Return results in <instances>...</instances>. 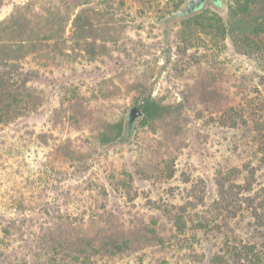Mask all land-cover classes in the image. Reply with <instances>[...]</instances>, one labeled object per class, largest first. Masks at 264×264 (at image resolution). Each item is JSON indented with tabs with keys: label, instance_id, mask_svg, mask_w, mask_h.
Masks as SVG:
<instances>
[{
	"label": "trees",
	"instance_id": "obj_1",
	"mask_svg": "<svg viewBox=\"0 0 264 264\" xmlns=\"http://www.w3.org/2000/svg\"><path fill=\"white\" fill-rule=\"evenodd\" d=\"M185 1L170 0L163 7L156 4V8L149 9L151 7L146 5V9L152 18L157 16L161 20L164 28L168 22L178 19V37L185 48H190L194 40H201L202 35L209 38L213 49H219L229 39L235 52L255 60L262 69L261 75L256 74L257 83H253L254 75L250 73L236 69L220 71L217 67L219 61L213 57L199 64L204 66H197L192 73L179 75L186 92L182 99L176 100L177 93L167 92L172 101H166L165 97L153 95L151 91L137 99L141 101L142 112L136 121L140 124L138 126L158 122L159 130V137L150 138L151 144L147 149L141 141L140 154L134 161L137 167L141 158L148 159V166L138 164L137 168L144 179H150L152 172H155L156 180L172 177L174 154L185 144V107L196 118L204 117L205 122L241 130L254 142V153L259 151L264 154V0L205 2L177 19L171 16ZM125 2L112 1L111 6L115 3L116 7H111V11L105 14L88 7L78 9L71 18V44L68 47L64 42L63 18L26 20L22 24V31H16L17 37L11 40L12 43L1 55L0 129L34 112L42 101L41 90L30 73L32 69L24 64L26 57L37 53L46 60L43 66L51 64L48 59L61 66L58 56L60 59L70 57L75 60L79 56L92 60L109 54L107 42L120 40L127 29L125 21L117 17L124 10ZM223 12L225 16L221 15ZM67 49L71 53L66 52ZM61 90L68 91L64 87ZM137 90L145 91L143 87ZM101 124L96 134L101 144L124 145L134 136L135 125L129 130L127 118L125 122L123 119L105 120ZM10 138L16 139H0V212L47 211L50 181L52 186V179L61 170L50 166L47 158L36 170L28 164L22 151L15 148L19 144L28 147L25 141H31L33 132H19ZM234 171L240 169L229 167L225 173L231 176ZM223 175H219L216 181L217 198L213 201L215 218L209 221L210 215H203L192 229L187 227L185 217L188 212L184 207L174 211V207H170L164 209L169 214V227L165 233L159 229L164 227L159 224L163 212L151 216L148 221H138L136 217L128 218V213V217L124 213L117 214L107 206L104 186L98 190L95 186V191L83 188L80 194L85 189L87 192L80 209H71L76 214L63 208L38 226L29 261L24 254L20 256L15 252L25 237L23 223L17 218L0 216V264H104L96 263L95 256L103 255L105 260H114L133 246L135 249L147 244L174 247L178 238L183 236L187 239L188 232L193 233L194 230H202L204 240L208 241L210 236L215 237L212 232L221 234L222 229L225 230L223 241L213 253L211 264H264V242L256 241L253 235L237 238L234 232L235 226L239 225L249 229L251 234H256L258 228H264V186L252 189V169L242 183L230 181L233 179L227 181L226 177H221ZM126 189L125 194L128 195L129 190ZM211 221L213 225L209 224ZM191 254L186 258L194 259V253Z\"/></svg>",
	"mask_w": 264,
	"mask_h": 264
},
{
	"label": "rangeland",
	"instance_id": "obj_2",
	"mask_svg": "<svg viewBox=\"0 0 264 264\" xmlns=\"http://www.w3.org/2000/svg\"><path fill=\"white\" fill-rule=\"evenodd\" d=\"M112 1L116 0H0V67L2 51L17 37L16 31H22V24L26 20L63 18L64 42L68 47L71 44L70 23L73 14L81 7L105 14L111 11V7H116L115 3L111 6ZM125 1L124 10L117 17L125 21L127 29L120 40L107 42L109 54L92 60L79 56L75 60L70 57L60 59L58 56L61 66L51 62V59H48L51 64L43 66L45 58L34 53L28 55L24 62L32 69L30 73L41 90L42 101L34 112L0 129V139L15 141L16 138H10L12 135L33 132L31 141H25L28 147L19 144L15 148L22 151L28 164L36 170L40 169L45 158L50 166L61 170L52 179V186L50 181L48 212L45 209L0 212L3 218H17L23 223L25 237L15 252L20 256L24 254L27 261L31 260L32 242L38 226L63 208L80 209L87 192L85 189L80 194L83 188H93L92 191H95V186L97 190L104 186L107 206L117 214L124 213L128 217V213V218L148 221L151 216L163 212L159 224L164 227L159 229L165 233L169 227V214L164 209L170 207H174L173 211L184 207L188 212L185 217L187 227L192 229L203 215H210L209 221L215 218L213 201L217 198L216 181L219 175L224 174L221 177H226L227 181L233 179L230 181L242 183L249 169H252V189L264 186V154L259 151L254 153L256 148L250 136H245L238 129L205 122L204 117L198 119L187 107L184 109L183 124L186 130L185 144L174 154V171L168 179H154L155 172L151 173L150 179H144L137 168L138 164L148 166L146 157L139 160L137 167L134 164L140 154V144L143 142L147 149L151 144L150 138L159 137L158 122L142 127L138 126L140 124L136 120L134 136L124 145H104L98 141L96 134L103 121L123 119L125 122L129 108L134 104L140 107L141 101L137 99L149 91L165 97L166 101H172L171 97H167V92L177 93L176 100L182 99L186 92L179 75L192 73L197 66H204L199 64L213 57L219 61L217 67L220 71L236 69L250 73L254 75L253 83H257L255 75H261L262 70L254 59L235 52L229 39L219 49H213L209 38L202 35L201 40H194L190 48H185L178 37L179 20L176 18L168 22L164 28L161 20L157 16L152 18L146 9V5L151 7L149 9L156 8V4L163 7L170 0ZM221 15L225 16V12ZM66 52L71 53V50L67 49ZM63 87L68 90L66 93L61 90ZM141 87L145 89L144 92L137 90ZM16 129H19L18 133ZM229 167L239 168L240 171L227 176L225 171ZM126 188L128 195L125 194ZM148 215L150 217L146 218ZM209 224L213 225V222ZM258 229L256 234H251L249 229L239 225L235 226L234 232L237 238L253 235L256 241L264 242V228ZM193 233L188 232L187 239L183 236L178 238L174 247L147 244L135 249L133 246L114 260H105V256L96 255V263L211 264V257L221 245L225 230L222 229L221 234L212 232L215 237L210 236L208 241L204 240L202 230H194ZM191 252L194 259L186 258L192 255Z\"/></svg>",
	"mask_w": 264,
	"mask_h": 264
},
{
	"label": "water",
	"instance_id": "obj_3",
	"mask_svg": "<svg viewBox=\"0 0 264 264\" xmlns=\"http://www.w3.org/2000/svg\"><path fill=\"white\" fill-rule=\"evenodd\" d=\"M218 0H187L186 4H184L180 9L176 10L172 13L171 16H175L176 18L189 14L195 8H198L200 5L204 4L205 2H216ZM142 115L141 109L137 105H132L127 113V127L130 130L133 126L134 122L137 120L138 117Z\"/></svg>",
	"mask_w": 264,
	"mask_h": 264
}]
</instances>
